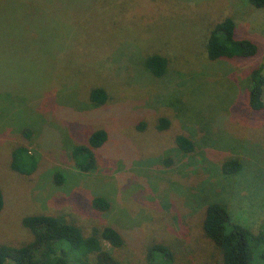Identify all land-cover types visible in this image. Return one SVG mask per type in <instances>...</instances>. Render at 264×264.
I'll list each match as a JSON object with an SVG mask.
<instances>
[{"label": "rangeland", "instance_id": "rangeland-1", "mask_svg": "<svg viewBox=\"0 0 264 264\" xmlns=\"http://www.w3.org/2000/svg\"><path fill=\"white\" fill-rule=\"evenodd\" d=\"M228 16L257 55L208 58V36ZM155 53L169 58L161 77L144 64ZM263 60L264 8L247 0H0V244L31 240L27 215L64 214L85 232L118 228L126 245L111 251L123 264H146L153 243L171 248L172 264H222L203 229L210 202L264 229V110L251 109L248 90ZM94 87L110 100L91 105ZM100 128L108 140L83 172L72 146ZM18 145L38 157L32 174L11 166ZM231 159L240 172H224ZM99 195L109 210L94 208Z\"/></svg>", "mask_w": 264, "mask_h": 264}, {"label": "trees", "instance_id": "trees-1", "mask_svg": "<svg viewBox=\"0 0 264 264\" xmlns=\"http://www.w3.org/2000/svg\"><path fill=\"white\" fill-rule=\"evenodd\" d=\"M257 8H264V0H247ZM237 23L228 16L212 28L207 44L208 58L211 60L249 58L259 52L258 44L250 38L236 36ZM145 67L157 77L164 76L169 68V58L159 53L150 54L144 59ZM249 105L254 111L264 110V60L250 76ZM110 100V94L104 87H94L89 94L93 106H102ZM170 120L161 118L159 129L168 128ZM107 130H94L86 143L72 146V158L75 167L83 172L97 168V149L108 140ZM176 142L181 150L191 152L194 142L185 135H178ZM38 157L29 147L18 145L12 153L11 166L14 170L29 175L38 167ZM239 159H231L223 164L227 174L242 170ZM58 184L63 183V173L54 176ZM5 204L3 190L0 187V211ZM96 210L107 211L111 202L106 196L93 198ZM23 225L31 233V240L23 245L0 244V264H123L111 251L122 248L126 239L122 232L112 226H94L90 232L64 214L38 213L27 215ZM203 229L222 254V264H258L263 263L264 253L258 252L264 243V229L255 230L239 222L230 209L221 202H210L206 206ZM174 252L164 243H153L146 252V264H172Z\"/></svg>", "mask_w": 264, "mask_h": 264}]
</instances>
